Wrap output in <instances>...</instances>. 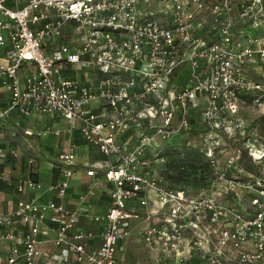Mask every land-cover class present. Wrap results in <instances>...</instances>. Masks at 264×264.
<instances>
[{
  "label": "built area",
  "instance_id": "built-area-1",
  "mask_svg": "<svg viewBox=\"0 0 264 264\" xmlns=\"http://www.w3.org/2000/svg\"><path fill=\"white\" fill-rule=\"evenodd\" d=\"M206 11L210 19H201ZM0 86L8 109L59 116L95 146L104 160L85 170L87 188L107 187L110 195L100 214L89 212L83 195L75 208L65 204L78 150L67 143L57 181L17 179L18 192L54 198L0 209L1 237L12 241L0 264H127L119 242L141 218L140 238L159 246L156 264H264V174L232 173L239 154L219 167L220 138L212 136L235 127L245 102L264 105V0H0ZM195 124L205 130L198 132L211 180L193 190L160 184L151 169L159 142ZM60 133L43 124L35 134ZM8 179L0 169V180ZM82 219L100 225L93 248L86 241L94 232L77 227Z\"/></svg>",
  "mask_w": 264,
  "mask_h": 264
},
{
  "label": "crops",
  "instance_id": "crops-1",
  "mask_svg": "<svg viewBox=\"0 0 264 264\" xmlns=\"http://www.w3.org/2000/svg\"><path fill=\"white\" fill-rule=\"evenodd\" d=\"M9 102V92L0 86V113L2 114L0 117V148L5 154L0 159V169L5 175H9L8 181H5L7 186L0 188V209L3 212H9L19 199L36 196L38 200L42 201L54 198L53 193L48 191L40 193L36 190L26 189L24 192H18L16 189L17 179L32 176L44 184L57 181L59 178V171L56 168L57 156L67 143H75L78 146L75 173L64 195L65 204L70 208H75L80 195H83L85 197L84 204L89 212L95 214L105 212L110 203L108 188L100 186L87 188V183H90L92 179L85 175L86 169H90V167L97 169L99 165L103 164L104 157L98 149L91 144L88 145L77 129L68 130L67 123L59 116L21 115L16 109H8ZM43 124L50 125L54 129L59 128L61 133L37 136L35 133ZM24 129L34 132V135L25 134ZM14 151L17 153L16 156L12 154ZM29 157L34 159L31 164L27 162ZM11 179L14 181V185H11ZM128 205L133 206L137 211H143V208L138 207L133 201L128 202ZM130 225L131 231L119 242L123 249L117 252V256L127 264H156L155 258L159 253V246L148 245L139 235L145 221L143 218L132 219ZM77 227L93 231L94 236L86 241V245L88 248L97 246L100 242L99 223L82 219ZM3 230L0 226V261L7 257L12 243L11 240L1 237ZM16 231L24 232L26 230L25 227L18 226ZM49 236L51 237L52 234ZM42 246L47 251H57L49 242H45Z\"/></svg>",
  "mask_w": 264,
  "mask_h": 264
},
{
  "label": "rangeland",
  "instance_id": "rangeland-1",
  "mask_svg": "<svg viewBox=\"0 0 264 264\" xmlns=\"http://www.w3.org/2000/svg\"><path fill=\"white\" fill-rule=\"evenodd\" d=\"M210 13L206 11L201 19L208 20L210 19ZM199 20V19H198ZM5 60L2 62L4 63ZM261 66L259 64L256 65V69L261 72ZM188 70V63L184 64L179 77H183L184 80L187 82L188 77H185ZM255 77L261 78L260 74H255ZM177 82V81H175ZM240 111L237 113L236 116H234L232 119V123L235 127L228 128L226 131V134H220L221 130L217 131V135H212L214 137H219L220 142L219 146L216 147V152L214 153L216 159L218 160V166L222 167L224 164L227 163V159L234 158L235 156H238L239 159L236 160L235 165L233 166L232 173L237 174L236 172L241 171L239 174L242 177H248V173H254L253 171L249 170L250 164L248 161V158H246V154L248 157H253L252 163L253 165H256L257 169L264 174V105L263 106H255L250 105L249 103L245 102L240 106ZM197 125H194V129L188 130L186 133H183L182 135L175 136L172 138V140L168 142H159L160 150H167V154H164L161 159H156V165L151 167V169L154 171L155 175L158 173V170H161V166H163V162L172 160V166L171 170L169 172L172 174V176L176 175V173H179L182 171V168L179 166L177 167L178 161L180 162L182 160H186L189 162V155L197 156L195 153L196 151L201 153L203 155L202 160L207 161L209 165V172H208V178L211 180L210 172H212L213 167L209 164L207 156L205 155V148L206 143L203 141L204 138L200 137L199 132H196L195 130ZM202 133L205 131L204 129L201 130ZM205 143V144H204ZM182 144V145H180ZM166 146V148L164 147ZM188 150H185V149ZM250 148L251 150H248ZM243 149H245V153H243ZM189 151V152H186ZM187 153V157L185 158V154ZM262 158L258 159L255 158L256 154H261ZM250 155V156H249ZM252 155V156H251ZM173 160H175V164H173ZM185 169L183 171L185 172H196L198 174L199 168H195L193 171V168L191 166L184 165ZM247 167V168H246ZM160 168V169H159ZM243 170V171H242ZM206 172V171H205ZM207 178V179H208ZM177 180V179H176ZM182 181L178 180L174 182V184H182ZM211 196H213V199L218 201H224L225 195L223 194H217V193H211ZM247 194L243 196L245 198L243 202L241 203L240 207L245 208L247 205L248 200Z\"/></svg>",
  "mask_w": 264,
  "mask_h": 264
},
{
  "label": "trees",
  "instance_id": "trees-1",
  "mask_svg": "<svg viewBox=\"0 0 264 264\" xmlns=\"http://www.w3.org/2000/svg\"><path fill=\"white\" fill-rule=\"evenodd\" d=\"M202 36H204L206 39L209 38L207 36V34H205V33H203ZM210 39L211 38H209V40ZM179 80L181 82L184 81L183 77H179ZM193 122L194 121L192 120V123ZM196 128H197L195 130L196 132L201 131L203 129V127H201V126H196ZM180 135H182V134H180ZM180 145H182V144H180ZM164 147L166 148V146H164ZM167 150H168L167 148H166L165 151L164 150H160V152L157 155V157H160L159 159H161V157L164 154H167ZM185 150H188V149H185ZM186 152H189V151H186ZM195 153H197L196 154L197 156L189 155L190 156L189 162H187L186 160H182L180 162V160H179L178 163H176V164H178L177 167L180 166L182 168V171H180L179 173H176V175H174V176H172V174L169 172V170H171V166H172L171 165L172 164L171 161L172 160H168V161L163 162L164 164H163V166H161V170H158V173L156 175L158 182L160 184H163V185L168 186V187L175 186V187L183 188L184 190H186V189L193 190L198 185H206L209 182V178H208V175H207L208 172H209V165H208L206 160L205 161L202 160L203 155L201 153L199 154V152H197V151ZM243 153L246 154L245 149H243ZM187 156L188 155L186 153L185 154V158ZM245 156H246V158H248V161H249V164H250V167H251V168H249V170L253 171L254 172L253 174L261 175V172L257 169L256 165H253L252 159L250 157H248L247 154ZM156 163H154L152 165V167L155 166ZM173 164H175V160H173ZM184 165L191 166L193 168V171L195 170V168L196 169L199 168L200 172L198 174H196V172H191V171L185 172V171H183L185 169ZM210 175H211V172H210ZM178 180L182 181L181 182L182 184H179V185L178 184H174V182H176ZM10 181H11V185H14V181H12V179ZM5 186H7V182H5L3 180H0V188L5 187ZM15 186H16V182H15Z\"/></svg>",
  "mask_w": 264,
  "mask_h": 264
}]
</instances>
